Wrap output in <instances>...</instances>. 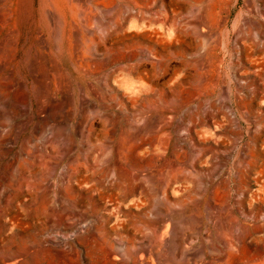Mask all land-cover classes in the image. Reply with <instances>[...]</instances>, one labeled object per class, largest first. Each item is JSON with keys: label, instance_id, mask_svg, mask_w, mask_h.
<instances>
[{"label": "rangeland", "instance_id": "374dc122", "mask_svg": "<svg viewBox=\"0 0 264 264\" xmlns=\"http://www.w3.org/2000/svg\"><path fill=\"white\" fill-rule=\"evenodd\" d=\"M0 1V264H264V0Z\"/></svg>", "mask_w": 264, "mask_h": 264}, {"label": "bare ground", "instance_id": "6f19581e", "mask_svg": "<svg viewBox=\"0 0 264 264\" xmlns=\"http://www.w3.org/2000/svg\"><path fill=\"white\" fill-rule=\"evenodd\" d=\"M4 5H3V3H2V1H0V8H2ZM35 79V78H34ZM142 120H143V118H142ZM165 123V122H164Z\"/></svg>", "mask_w": 264, "mask_h": 264}]
</instances>
